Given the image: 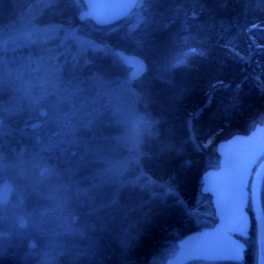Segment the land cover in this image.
<instances>
[{
  "label": "trees",
  "instance_id": "1",
  "mask_svg": "<svg viewBox=\"0 0 264 264\" xmlns=\"http://www.w3.org/2000/svg\"><path fill=\"white\" fill-rule=\"evenodd\" d=\"M72 2L0 0L2 72L17 77L0 83L8 90L0 93V183L14 184L0 203V241L18 242L0 264H167L180 242L217 222L203 188L220 164L218 146L264 117V3L158 0L152 23L128 38L119 23L81 31L84 6ZM30 19L75 29L92 47L64 55L57 38L26 40ZM15 27L21 37L11 48L3 41ZM119 52L145 62L139 79L129 78ZM37 56L46 78L34 85L25 71ZM42 89L48 104L36 97ZM121 99L141 127L131 161L118 142ZM260 202L264 213V178ZM250 216L241 260L186 264H257Z\"/></svg>",
  "mask_w": 264,
  "mask_h": 264
},
{
  "label": "rangeland",
  "instance_id": "2",
  "mask_svg": "<svg viewBox=\"0 0 264 264\" xmlns=\"http://www.w3.org/2000/svg\"><path fill=\"white\" fill-rule=\"evenodd\" d=\"M73 5L82 7V1L81 0H73ZM156 4V7L159 6L160 3H158V0H138L137 6L129 13V15L122 21L118 22L119 24L115 26V29L121 28V31H123L124 36L126 35L128 38L132 37L136 31H139L144 26H146L149 23H152V18L149 19L148 11L150 9H156V7L153 5ZM154 6V8H151ZM147 12V13H146ZM192 13V12H190ZM86 19V18H85ZM25 24H27V28L25 30H22L25 32L28 36H25L26 40H29L30 38L38 39L39 41H45V40H52L54 38H57L54 40L55 45L57 49H60L59 52L66 55L69 51L73 50L75 54H80L82 51L85 50V48L92 47L90 44L89 39L84 38L83 35L77 34L75 29H69V28H59L58 26H47V27H35L32 24V19L26 20ZM81 31H85L89 34H97L100 32V27L95 26L90 20L86 19L84 24L80 27ZM20 30L15 28H12L11 33L13 34V37H10L7 35V40L4 39L3 43L10 42L8 44L9 47L13 48L14 45H17V42L20 40ZM23 34V33H21ZM17 59V58H16ZM15 59V61H16ZM10 60V59H9ZM7 60L5 58H0V83L3 82L6 78H12L15 76L16 73L9 67V70L7 73H3V66L7 64ZM44 60L41 58V56H37L32 59L33 63V69H28L26 72L27 76H30L29 81L34 83V85H39L40 82L45 83V74L41 73L40 69L44 64ZM129 71V70H128ZM128 83H121L119 85H127ZM129 85V84H128ZM1 86V85H0ZM3 91H8L6 89L0 88V93ZM56 93L51 94V99L55 102V100H58L57 97H55ZM47 95V92L45 89L39 90V94H36V97L40 101L39 103H47V100H45V97ZM57 96H60V94H56ZM62 96V95H61ZM115 103V116L116 121L119 125H121V136L119 137L118 142L122 145L123 148H125L131 157H128V160L131 161L132 157L135 156V151L137 149L138 145V131L141 129L139 127V118L135 114L133 104L130 103V101L121 99L116 100ZM52 102V101H51ZM54 102H52V106L55 105ZM42 105V104H40ZM39 108H42L41 106ZM12 111L11 107L6 108V113L10 114ZM2 119H0V128L2 126ZM37 140V138H35ZM235 140V142H233ZM249 147L247 148L248 151L251 153H254L256 156V151H258L259 157L256 162H254V166L252 167V170L249 174V180L247 183L246 192H244V196L246 199V203L248 207L242 212L244 215L250 216L251 206H250V184L251 179L253 177V174L257 168V166L261 163V161L264 159V117L262 118L259 126L252 131L250 134L234 138L228 142L222 143L218 146V153L220 157V161L223 163L222 168L224 169L227 164L231 162V157L235 153V149L237 148H243V147ZM258 147H261L258 149ZM0 170V174H1ZM204 180H206V184H204L203 190L207 192V194L213 190L212 185L216 184V181L220 180V177L218 179L217 171H208L205 173ZM8 181V180H7ZM5 182V181H4ZM246 205V206H247ZM248 209V210H247ZM254 220V219H253ZM4 222L2 220L0 223ZM249 224V221H245L237 230V233L242 235L247 234V226ZM255 226V224H254ZM226 226L223 224L222 221H220V218L217 220L216 226L211 230H205V231H198L196 234H193L188 239L183 240L179 244V249L175 253L173 257H171L167 264H186L191 260L201 259L206 261H211L213 259H229V260H236L242 259V252L243 251V245L241 242L240 236H235L232 238L231 234L227 232L228 229H226ZM209 232L212 235H214L216 238L221 239V244H207L206 242L202 241L200 238H197L198 235ZM249 235V234H248ZM237 237V238H236ZM18 242L16 243H10V242H1L0 241V256L2 257V254L7 256H12L13 252L15 251V247H17Z\"/></svg>",
  "mask_w": 264,
  "mask_h": 264
},
{
  "label": "water",
  "instance_id": "3",
  "mask_svg": "<svg viewBox=\"0 0 264 264\" xmlns=\"http://www.w3.org/2000/svg\"><path fill=\"white\" fill-rule=\"evenodd\" d=\"M84 6L82 17L90 20L95 26L105 27L113 25L124 20L129 13L135 8L130 6L131 0H81ZM118 56L125 68L129 70L131 80L139 79L146 71L145 62L134 56L119 52ZM41 116L45 115V110L39 111ZM38 124H34L37 126ZM46 170V169H45ZM43 172V171H42ZM264 178V159L257 166L250 184V206L253 214L256 229V253L257 264H264V214L260 203V186ZM12 184L5 181L0 185V202L5 204L12 195ZM222 222L230 229L237 228L242 217L239 214V204L235 197L227 196L224 205L219 210ZM204 242L211 243L215 241L213 235L204 232L197 236Z\"/></svg>",
  "mask_w": 264,
  "mask_h": 264
},
{
  "label": "flooded vegetation",
  "instance_id": "4",
  "mask_svg": "<svg viewBox=\"0 0 264 264\" xmlns=\"http://www.w3.org/2000/svg\"><path fill=\"white\" fill-rule=\"evenodd\" d=\"M233 142H235V140ZM247 148H249V147L247 146V147L235 149V153L231 157V162L229 163V165L227 164V166L224 169L222 168L223 163L220 161V164L217 168L209 170V171H213V170L217 171L218 179L220 177V180L216 181V184L212 185L214 191H211V189H210V192L208 193L210 200H211V203H212V206H213V209L217 213V216H218L217 220L220 218V221H222L221 217L219 215V210L224 205L225 198L227 196L235 197L238 201L239 214L242 217V222L235 229H230L227 226H226V229H228L227 232H229L232 235L231 236L232 238H234L237 235H238V237L240 236L242 244H244L245 239L248 237V234L250 232V226H251V218L249 217V214L244 215L242 213L248 207V205L246 203L247 201H246V199H244L245 198L244 192H246V188H247L246 185H247L248 180H249V174L252 170V167L254 166V162L257 161V159L260 155V154H258V151H256V156L254 155V153L250 154V152L248 151ZM260 148L261 147H258V149H260ZM3 182L4 181H2L0 183V185ZM11 184L13 186L12 187V195H13L14 184L12 182H11ZM204 184H206V180H204ZM12 195H11V197H12ZM1 204H3V203H1ZM247 220L249 221V224L246 228L247 234H244V233L242 235L238 234L237 233L238 228ZM216 224H217V222L211 227V229H208V230L211 231L216 226ZM213 237L215 238L214 242H211V243L206 242V243L207 244H214V245L218 244V245H220L221 239L216 238L214 235H213ZM242 247H243V251H244L245 244ZM214 260H216V259H214ZM236 260H239V259H236Z\"/></svg>",
  "mask_w": 264,
  "mask_h": 264
},
{
  "label": "snow or ice",
  "instance_id": "5",
  "mask_svg": "<svg viewBox=\"0 0 264 264\" xmlns=\"http://www.w3.org/2000/svg\"><path fill=\"white\" fill-rule=\"evenodd\" d=\"M137 2H138V0H131V4H130V6H134L135 3H137ZM259 2H260V3H264V0H259Z\"/></svg>",
  "mask_w": 264,
  "mask_h": 264
},
{
  "label": "bare ground",
  "instance_id": "6",
  "mask_svg": "<svg viewBox=\"0 0 264 264\" xmlns=\"http://www.w3.org/2000/svg\"><path fill=\"white\" fill-rule=\"evenodd\" d=\"M137 6V3H136V5H135V7ZM145 27V26H144ZM143 27V28H144ZM46 169V168H45ZM47 170V169H46ZM43 172H44V170H42ZM42 171H41V173H42ZM263 181V180H262ZM261 185H262V182H261ZM261 187V186H260ZM10 200V199H9ZM261 203V202H260ZM261 207H262V205H261ZM262 211H263V209H262ZM264 214V213H263Z\"/></svg>",
  "mask_w": 264,
  "mask_h": 264
}]
</instances>
